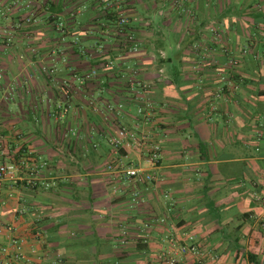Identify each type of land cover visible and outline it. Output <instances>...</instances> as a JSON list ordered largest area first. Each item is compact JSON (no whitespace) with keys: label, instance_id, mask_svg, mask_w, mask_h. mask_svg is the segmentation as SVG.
Listing matches in <instances>:
<instances>
[{"label":"crops","instance_id":"1","mask_svg":"<svg viewBox=\"0 0 264 264\" xmlns=\"http://www.w3.org/2000/svg\"><path fill=\"white\" fill-rule=\"evenodd\" d=\"M71 3L0 0V162L18 168L0 183V248L25 240L29 261L12 264H161L169 237L193 235L210 253L180 264H264V59L226 64L249 43L264 46V0H129L140 51L125 55L108 38L106 61L92 32L106 21L103 7ZM51 16L72 27L64 41ZM92 69L90 81L74 80ZM143 101L153 105L149 123L137 115ZM120 126L161 145L152 183L106 170ZM28 154L45 163L32 184L21 164ZM120 155L125 165L144 159Z\"/></svg>","mask_w":264,"mask_h":264},{"label":"built area","instance_id":"2","mask_svg":"<svg viewBox=\"0 0 264 264\" xmlns=\"http://www.w3.org/2000/svg\"><path fill=\"white\" fill-rule=\"evenodd\" d=\"M129 0H100V3L105 9L111 10L116 22V36L118 37V42L123 44H128V52L131 54H136L140 51V43L136 39V36L129 26V18L125 14V7ZM85 6L81 7L78 12L85 10ZM58 31H64V22L61 18L55 24ZM252 47H248L241 50V54L238 57H231L230 64L237 66L240 61L250 56L253 59H264V46L257 48L253 43L250 44ZM105 46L104 44H99L96 51L102 53ZM113 63H105V68H113ZM45 71L48 68H44ZM49 73L53 74L52 70H48ZM97 75V71L92 69L89 73L83 76L74 75V80L78 81L80 84L90 81L93 77ZM137 71L132 69V76H136ZM131 85L133 82L129 81ZM65 96L68 98L70 93V84L67 82L63 83ZM223 88L218 90L221 92ZM153 108L152 103L148 101H143V103L137 107V115H139L144 123L150 122L151 110ZM123 105L106 104L105 110L107 112H121ZM68 107L65 105L58 106V112L65 114ZM97 111V109H95ZM109 145L111 147L112 155L114 159L110 164L107 165L106 170L114 174V176L119 179H126L129 182L135 183L138 186H144L150 184L154 180L153 171L158 168L162 160V147L161 145L154 141L151 136L139 127H128L120 126L116 132L112 135L109 140ZM121 151H132L140 156H144L143 162L137 164L125 165L121 159ZM22 166L27 170L26 180L28 184H32L33 180L39 177L42 168L45 163H40V165L31 166L27 161L22 160ZM18 171V168L13 163H2L0 162V183L9 175L14 174ZM48 186V185H47ZM140 197V193L135 191L132 194V202L137 203ZM164 221V220H162ZM169 246L163 250L158 255V261L161 264H180L183 263L186 257H196L197 260L201 261V257L205 254L209 255L210 251L203 248L200 243L196 240L193 235H187L185 238L181 239L179 237L171 236L168 239ZM25 240L23 238H11L7 245L0 248V253L3 259L0 260V264H12L13 262L19 261H29L25 256L23 247Z\"/></svg>","mask_w":264,"mask_h":264},{"label":"trees","instance_id":"3","mask_svg":"<svg viewBox=\"0 0 264 264\" xmlns=\"http://www.w3.org/2000/svg\"><path fill=\"white\" fill-rule=\"evenodd\" d=\"M70 1V5H69V7L71 8V10H73V9H76V7L74 6V3H71L73 0H69ZM129 2V1H128ZM97 3H98V5L99 6H101V7H103V5L100 3V0H97ZM53 6H51V9L53 10V12H58L59 10H60V8L59 7H53ZM40 7H38L37 6V12L38 11H40ZM103 10H104V19L106 20V21H103V22H100V23H98V24H96L95 25V29H93L92 30V32L94 33V34H96L97 36H98V44L96 45V48H95V50L97 49V46L99 45V44H104V46H105V48H104V50H103V52L102 53H98L97 51H96V54L97 55H99L100 57H102V59L103 60H107V56L112 52V48L109 46V44L108 43H106L105 41H107V39L108 38H111L112 39V41L117 45V48L120 50V52L121 53H123V54H127V55H129V54H131V53H129L128 52V49H129V45L128 44H123V43H119L118 42V37L116 36V22H115V18H114V15H113V13H111L110 11L111 10H109V9H105L104 7H103ZM75 11V10H74ZM36 12V13H37ZM125 14H126V12H125ZM34 15L35 14H33L32 16L31 15H28V17H26L25 19H24V22H26V23H31L32 22V19L34 18ZM73 15H76L75 13L73 14ZM59 18H61V17H58V16H51L50 17V23H51V28H50V30L53 32V34L54 35H56L57 36V42H58V40H60V41H64L65 40V36H67L66 34V32H70L71 30H72V27L70 26L69 27V25L67 26V24H65V22H64V20L61 18V20L64 22V31L63 32H61V31H58L57 30V28H56V26H55V24H56V22L58 21V19ZM129 18V17H128ZM103 19V18H102ZM132 20L131 19H129V28H130V30H132L133 32H134V34H135V36H136V39L138 40V37H137V33H136V31L134 30V28H133V26H132ZM259 34L261 35V38L262 39H264V27L263 28H261V30L259 31ZM58 35L60 36V39H58ZM101 36V37H100ZM11 40H12V37L8 34V35H5L4 36V40H3V44H7L8 42H11ZM138 42L140 43V41L138 40ZM248 47H252V46H250V43L248 44V45H246L245 47H243L242 49H245V48H248ZM56 48H57V46H56ZM253 48V47H252ZM52 53H54V54H57L58 55V49H54L53 51H52ZM79 54H82V53H79ZM227 54V53H226ZM241 54V53H240ZM228 57V56H227ZM105 58V59H104ZM230 58H231V56L230 57H228V60H226V64H228V66L229 67H234V65H232V64H230ZM244 59V58H243ZM255 60H262V59H255ZM241 63V62H240ZM239 63V64H240ZM44 68H48V70H52V72H53V74H51V73H49V71L47 70V71H45L44 70ZM136 71H137V69L136 68H134ZM55 71H56V68L54 67V66H45V65H43V66H40V68H39V72L41 73V74H43L44 76H47V77H51L52 75H54V73H55ZM130 73L132 74V72L130 71ZM137 74H138V71H137ZM132 81L133 82V84H135V82L133 81V79H128L127 80V82H129V81ZM71 86V85H70ZM140 87V86H139ZM137 111V110H136ZM139 116V115H138ZM140 117V116H139ZM110 146V145H109ZM111 148V147H110ZM121 152H123V151H121ZM14 159H15V162L17 163V164H19V162H17V160L19 159V158H17L16 156L14 157ZM24 161H27L31 166H33V165H40V159L38 158V157H36L34 154H28L27 156H26V158L25 159H23ZM111 162H109V164H110ZM108 165V164H107ZM117 179H119L118 177H117ZM121 181H122V179H120ZM134 203V202H133ZM122 237H123V235H122ZM248 259L250 260H253V257H252V255H249L248 256Z\"/></svg>","mask_w":264,"mask_h":264},{"label":"rangeland","instance_id":"4","mask_svg":"<svg viewBox=\"0 0 264 264\" xmlns=\"http://www.w3.org/2000/svg\"><path fill=\"white\" fill-rule=\"evenodd\" d=\"M100 37H101V36H100ZM238 65H239V64H238ZM238 65H237V66H238Z\"/></svg>","mask_w":264,"mask_h":264}]
</instances>
